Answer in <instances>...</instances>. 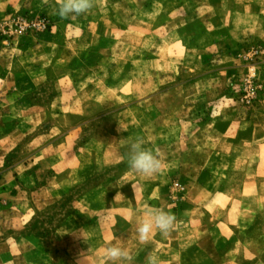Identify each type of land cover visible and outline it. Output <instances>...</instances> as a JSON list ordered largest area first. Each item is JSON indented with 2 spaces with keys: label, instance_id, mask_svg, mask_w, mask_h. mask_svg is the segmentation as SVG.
Here are the masks:
<instances>
[{
  "label": "rangeland",
  "instance_id": "374dc122",
  "mask_svg": "<svg viewBox=\"0 0 264 264\" xmlns=\"http://www.w3.org/2000/svg\"><path fill=\"white\" fill-rule=\"evenodd\" d=\"M54 2L0 0V264H264V0ZM147 207L170 235L138 239Z\"/></svg>",
  "mask_w": 264,
  "mask_h": 264
},
{
  "label": "clouds",
  "instance_id": "9594fccd",
  "mask_svg": "<svg viewBox=\"0 0 264 264\" xmlns=\"http://www.w3.org/2000/svg\"><path fill=\"white\" fill-rule=\"evenodd\" d=\"M48 3L49 0H44ZM96 6V0H55L51 4V11L61 19H69L73 16H81L90 12ZM128 166L136 174L151 177L161 172L162 160L152 149L144 146L142 137L137 136L128 145L126 155ZM138 185L132 183V190L136 195ZM177 218L170 212L163 209L147 207L143 218L138 222L136 229L138 239L147 242L154 230L159 231L162 236H168L174 230ZM69 234V233H68ZM79 238V236L72 234ZM86 242V241H85ZM81 250L76 257V264H96V257L92 246ZM103 257L106 264H124L130 262L131 257L128 251L122 246L111 244L104 249ZM149 264H158L156 257H149Z\"/></svg>",
  "mask_w": 264,
  "mask_h": 264
},
{
  "label": "crops",
  "instance_id": "0c3cea01",
  "mask_svg": "<svg viewBox=\"0 0 264 264\" xmlns=\"http://www.w3.org/2000/svg\"><path fill=\"white\" fill-rule=\"evenodd\" d=\"M155 244H158V245L163 246L165 248L166 247L168 248V246L170 245L168 242L160 243V242H157V241H155ZM176 244H178V243H176ZM149 257L150 256H148V259H149ZM157 259H158V261H162V262H165V263H167L168 261L169 262L171 261L170 258L169 259L167 258V255H161V254L157 255Z\"/></svg>",
  "mask_w": 264,
  "mask_h": 264
},
{
  "label": "built area",
  "instance_id": "2783aa9c",
  "mask_svg": "<svg viewBox=\"0 0 264 264\" xmlns=\"http://www.w3.org/2000/svg\"><path fill=\"white\" fill-rule=\"evenodd\" d=\"M176 186H177V184H176Z\"/></svg>",
  "mask_w": 264,
  "mask_h": 264
}]
</instances>
